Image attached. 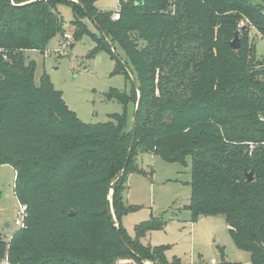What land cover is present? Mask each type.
Returning a JSON list of instances; mask_svg holds the SVG:
<instances>
[{
	"label": "trees",
	"instance_id": "1",
	"mask_svg": "<svg viewBox=\"0 0 264 264\" xmlns=\"http://www.w3.org/2000/svg\"><path fill=\"white\" fill-rule=\"evenodd\" d=\"M96 1L0 0V166L15 169L16 196L27 206L26 227L0 238V261L168 264L162 248L141 246L120 224L132 209L123 202L127 178L142 174L135 157L149 153L184 165L191 157L192 221L223 216L252 264H264V60L241 26L248 21L264 36V0H126L118 20ZM62 3L72 6L75 40L91 20L101 32L97 49L138 83L130 95L109 94L136 105L135 137L127 113L85 124L48 75L36 81L26 52L65 38ZM164 225L152 220L141 231Z\"/></svg>",
	"mask_w": 264,
	"mask_h": 264
},
{
	"label": "rangeland",
	"instance_id": "2",
	"mask_svg": "<svg viewBox=\"0 0 264 264\" xmlns=\"http://www.w3.org/2000/svg\"><path fill=\"white\" fill-rule=\"evenodd\" d=\"M122 1L126 0H97L95 7L111 14L120 13ZM58 11L63 19L64 33L71 38L58 35L44 52H26L27 60L35 62L36 81L48 75L55 89L62 93L68 108L85 124H104L111 115L123 113H127L128 124H133L136 105L124 106L119 100L109 98L112 90L130 95L133 78L128 80L124 73L117 71L116 57L97 49L96 37H101V32L91 20H84L89 33L76 41L71 4H60ZM241 26L244 30L249 29V42L255 45L257 58L264 60V36L248 21L242 22ZM115 55L125 60L124 52L118 47ZM135 163L142 174L131 173L127 178L123 202L132 209L120 219L129 237L151 250L162 248L168 264L176 260L182 264H252L250 253L234 242L223 216L202 215L192 221L188 209L192 198L191 157L184 165L166 162L149 153H138ZM15 181V169L10 165L0 166V238L7 241L18 229L15 220L20 202ZM111 193L113 195V190ZM108 199L112 202L111 194ZM152 220H160L165 225L162 229L141 231L143 225ZM135 257H139L137 253ZM135 261V258L127 257L119 259L117 264H136ZM0 264L6 262L0 261Z\"/></svg>",
	"mask_w": 264,
	"mask_h": 264
},
{
	"label": "water",
	"instance_id": "3",
	"mask_svg": "<svg viewBox=\"0 0 264 264\" xmlns=\"http://www.w3.org/2000/svg\"><path fill=\"white\" fill-rule=\"evenodd\" d=\"M243 30H244V29H243ZM73 46H74V45H72V47H73ZM231 46H232L233 50H235V51L241 49L242 44H241V39H240L239 32H237V33L235 34L234 40L231 42ZM132 78H133V81H134L135 86L138 88V83L136 82V80H135V78H134L133 76H132ZM139 99H140V95H139ZM138 107H139V101H138V103H137V109H138ZM136 121H137V111H136V113H135L134 121H133V135H134V137L136 136ZM134 142H135V140L133 141L132 147H131V149H130V154H129V157H128V161H129V159H130V156H131V153H132V150H133ZM127 165H128V162L126 163L125 168L127 167ZM253 180H254V176H253V174H252V173H249V174H248V182H252ZM110 194H111V200H112V202H113L112 193L110 192ZM112 212H113V214L115 215V209H114L113 206H112ZM72 215H73V213H72Z\"/></svg>",
	"mask_w": 264,
	"mask_h": 264
},
{
	"label": "built area",
	"instance_id": "4",
	"mask_svg": "<svg viewBox=\"0 0 264 264\" xmlns=\"http://www.w3.org/2000/svg\"><path fill=\"white\" fill-rule=\"evenodd\" d=\"M120 18V13H115L114 16H113V19L115 20H118ZM65 38L66 39H70L71 36L66 34L65 35ZM251 149H253V146L251 145ZM26 215H27V206L25 204H21L20 203V208H19V211H18V216L15 220V225L18 227V228H23L25 226V218H26ZM6 262V264H9L7 261H4ZM2 263V262H1Z\"/></svg>",
	"mask_w": 264,
	"mask_h": 264
}]
</instances>
